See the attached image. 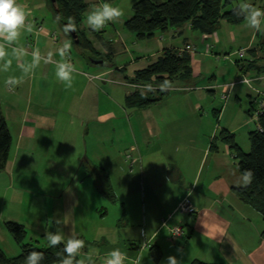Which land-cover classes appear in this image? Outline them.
<instances>
[{"label":"crops","instance_id":"obj_1","mask_svg":"<svg viewBox=\"0 0 264 264\" xmlns=\"http://www.w3.org/2000/svg\"><path fill=\"white\" fill-rule=\"evenodd\" d=\"M18 3L30 13L32 31L22 32L14 45L24 48L26 55L17 58L9 47L8 56L0 59V65L9 62L7 71L0 70V107L11 133L8 159L0 169V236L9 237L6 223L14 221L24 226L26 242L47 246L46 233L59 228L66 236L84 239L78 257L82 262L81 254L85 256L86 264L89 256L102 264L114 248L127 254L126 264H135L140 257L142 264H165L169 256H176L179 264L194 259L264 264V218L236 194L235 188L247 184L234 170L235 165L238 168L235 151L219 138L221 131L233 133L246 123L243 116L238 127L219 123L228 104L241 101V85L253 92L247 93L248 115L257 91H264V69H243L248 60L263 55L264 32L251 28L246 19L238 24L221 20L211 34L187 22L139 39L121 25L112 37L101 38L110 42L111 54L121 53L128 62L88 63L76 52L54 12L44 13L46 0ZM258 3L264 5V0ZM80 29L99 52L110 55L96 33ZM65 41L72 46L64 59L78 69L70 88L55 77ZM169 48L190 54L191 73L168 85H155L165 90L157 100L127 107L126 97L142 85L132 80L135 71ZM34 51L42 60L25 74L18 65L31 63ZM10 76L20 83L7 84ZM242 76L250 82H239ZM226 93L234 95L227 104L228 96L222 98ZM89 179L94 180L95 191L108 197L105 190L110 188L114 198L109 200L121 202V217L114 224L102 223L91 238L84 231L90 210ZM184 197L194 213L176 211ZM96 207L92 205L93 212ZM99 215L105 216V211ZM173 224L183 226L179 249L169 236ZM1 240L5 239H0L3 251L15 256ZM153 245L163 252L159 263L152 260Z\"/></svg>","mask_w":264,"mask_h":264},{"label":"trees","instance_id":"obj_2","mask_svg":"<svg viewBox=\"0 0 264 264\" xmlns=\"http://www.w3.org/2000/svg\"><path fill=\"white\" fill-rule=\"evenodd\" d=\"M58 9L53 6L52 0H46L58 21L65 29V24L71 20L75 24L78 42L71 38L72 44L88 63L95 60H103L106 63L108 54L105 55L94 47L85 31L79 28L82 14L86 8L84 0H55ZM232 0H138L133 5V15L128 18L124 25L127 30L135 33L139 39L149 38L156 32H165L169 28H178L187 22H191L193 29L205 33H213L221 20L231 24H238L245 20L239 13L238 5L232 6ZM100 39L103 47L113 53L109 41H102L100 32L93 31ZM110 60V59H109ZM191 73L190 54L186 51L178 52L175 49H166L153 62L144 69L135 71L132 80L150 86L168 85L172 80L181 75ZM137 87L126 97L127 107H141L157 100L164 89H142ZM157 97V98H156ZM253 104V103H252ZM254 105L252 106V109ZM251 109L249 110V113ZM258 123L261 129L255 128L249 132L250 150L244 152L234 140V134L223 130L219 138L228 143L235 151L239 172L252 174L251 182L244 187L235 188L238 197L245 203L250 204L264 218V111L259 115ZM11 144V133L6 120L2 116L0 107V169L4 168L8 159ZM110 199L114 198L110 188L105 190ZM7 230L12 234L16 242L21 243L25 237V228L22 224L14 221L6 223ZM264 234V231H263ZM63 245L56 248L36 247L28 242L21 244V252L15 256H8L0 246V264H25V258L32 251L42 252L45 260L43 264L59 263L61 255L58 253ZM151 257L154 263L161 261L163 252L158 245L150 247ZM79 261V257H77ZM190 264H224L208 263L194 259Z\"/></svg>","mask_w":264,"mask_h":264},{"label":"clouds","instance_id":"obj_3","mask_svg":"<svg viewBox=\"0 0 264 264\" xmlns=\"http://www.w3.org/2000/svg\"><path fill=\"white\" fill-rule=\"evenodd\" d=\"M238 11L244 16L247 24L257 30L264 32V8L253 6L248 0H241L238 4ZM30 13L18 0H0V59L8 56V48L11 47L12 54L17 57L26 55L22 47H16L21 39L22 32L32 31V26L28 23ZM124 15L123 10L110 0L102 2L93 7L86 15V24L93 31H100L109 22L115 23ZM65 32L75 31V24L70 20L65 27ZM71 42L65 41L59 49V55L62 58L55 65V77L64 83L66 87H72L74 74L78 71L77 67L70 61L64 59L71 49ZM42 57L38 51L32 53V61L29 64H20L18 67L23 73L29 74L40 64ZM9 62L0 65V70L7 71ZM6 83L16 85L20 83L16 77H8ZM252 174L245 172L242 175V181L246 185L251 182ZM59 224V221H57ZM47 246L56 248L63 245L58 253L61 255L60 264H82L77 260L81 250L85 247L84 239L75 235L66 236L63 230L48 231L46 233ZM45 257L42 252L32 251L25 258V264H43ZM127 254L119 248L112 249L106 256L104 264H126ZM143 257L137 258L135 264H142ZM89 264H95L91 256L88 257ZM165 264H179L176 256H169Z\"/></svg>","mask_w":264,"mask_h":264},{"label":"rangeland","instance_id":"obj_4","mask_svg":"<svg viewBox=\"0 0 264 264\" xmlns=\"http://www.w3.org/2000/svg\"><path fill=\"white\" fill-rule=\"evenodd\" d=\"M136 1H138V0H110L111 3H113L115 6L121 8L123 10L124 15L115 23L109 22L103 29H101L98 32H100V34L103 35L104 37H112L111 35L112 34L114 35V29L119 28L121 25H124V22L133 15V5L135 4ZM249 1L255 2L256 7L260 6V8H264V5H262V4L259 5V3H258L259 0H248V2ZM84 2L86 3V8L82 14V19L79 23V28L86 27V30H88V28H90V26H88L86 24V15L93 7L99 5L102 2V0H84ZM240 2H241V0H233V3L231 5L235 6V5H238ZM43 10H44L45 14H48V16H51V14H53L52 13L53 10L51 9V7L49 5L47 7H45ZM91 33L93 34V32H91ZM117 46H118V44H117ZM73 47H74V49H76L74 45H73ZM190 49H191V46H190ZM105 51H107V50H105ZM76 52L78 54H80L78 51H76ZM241 52L243 53V51H241ZM124 56H127V55H124ZM106 61H107L106 63H111V64L113 63L112 65L116 66L119 63H122V64L127 63L128 58L127 57L124 58L121 55V53L119 55L117 53V54L108 55V59H106ZM258 63L260 65L262 64L261 65L262 67L259 66ZM263 64H264V52H263L262 56H258V57L255 56V58L253 57L252 59L248 60L247 67L243 68V69H245V71H249L252 68H255L256 72H261L262 69H264ZM108 77H110V76L108 75ZM249 91L251 93H253L251 90H249L247 88L246 85H241V90L239 92V96L241 98V101L233 99V102L231 104L230 103L228 104L229 108L225 109V111L222 112V115H221V118L219 121L220 126H224V124L226 123L225 125L227 127H238L239 126V119L241 116H243V121H246V123L244 125L240 126V128L237 129V131L233 132V133H234V135H236V140L240 143L239 146L242 148V150L244 152H248L250 150V141H249V137H248V132H249V130L256 128V121L253 119L252 115H250V114L248 115V113L246 112V109L249 105L248 104L249 101H248V97H247V93ZM230 97H231V99H232V97H234L233 93H231V95L230 94L228 95V99H227L226 104L229 102ZM231 108H232V110H231ZM234 138H235V136H234ZM213 141L214 142L218 141V138L214 139ZM123 156L125 157L126 153H125V155H121L122 158H124ZM233 161H235V159H233ZM124 167H125V170H128V164H125ZM234 170L236 173L239 174V176H241L240 178H242V175L239 173L236 165L234 166ZM86 184L88 186L86 189L90 192L89 202L93 203L92 205H94V207L97 206L96 209H94V211H96V212H93L92 205L89 203L88 206L90 207L91 211L90 210L87 211L86 215H85V219L88 222L86 223V221H85V223H84L85 224V230L84 231H85V234L91 238V237H95L94 233H96L97 227L101 226L102 223L109 224L110 222H112L114 224V221L121 217V211L119 209L121 202H119V201L111 202L107 196H104V195L98 193V191H95L94 190L95 189L94 180L91 181L89 179ZM56 188H58L57 185H56ZM129 200L130 199L127 198L128 202H129ZM97 210H99V211H97ZM104 211H105V216L99 215L101 212L104 213ZM179 215H180L179 213H176L174 219L177 220ZM102 217L104 220L98 219V218H102ZM121 221H123V220H121ZM102 227L104 228V226H102ZM2 230L4 231V233L6 235L5 229H2ZM105 230L106 229L104 228V231ZM101 232L99 234H101ZM8 234H9L8 238H6L5 236H2V235L0 236V239H5V241L1 240V244L3 245V248L8 253H10L11 255H17L18 253L21 252V244L25 243L27 240L24 237L22 239L21 243L18 245L16 243V241L13 240V238L9 232H8ZM181 243H182V240L181 241L178 240L176 242V246L178 249L181 247ZM32 244L36 247H37V245H39L38 247H45V246H43L45 244H42V242H40V243H36V242L34 243L33 242ZM81 257H82V264H86V262H85L86 257L83 256L82 254H81ZM93 260H94L95 264H97V259H93ZM206 262L213 263V261H210V262L206 261ZM87 264H89V263H87Z\"/></svg>","mask_w":264,"mask_h":264},{"label":"built area","instance_id":"obj_5","mask_svg":"<svg viewBox=\"0 0 264 264\" xmlns=\"http://www.w3.org/2000/svg\"><path fill=\"white\" fill-rule=\"evenodd\" d=\"M29 22V20H28ZM39 29L41 28L40 26L38 27ZM54 36V35H53ZM186 49H190V45L186 46ZM240 54L242 55L243 53L240 52ZM239 82H246L249 83L250 79L242 76L239 79ZM139 87L141 88H145V89H149V88H155V86H150V85H139ZM257 99H256V104L254 106V108L251 110L250 115H252L253 119L256 121V128L261 129L260 125L258 123V119H259V115L264 111V92L262 91H257ZM227 93L224 94L222 96L223 100L227 99ZM177 212L180 213H186V214H192L194 213V207L191 205L188 197H184L178 204ZM172 218V215L168 216V218L163 220V224H166L170 219ZM170 239L172 241H178V240H182V238L184 237V231H183V226H181L180 224H173L170 227ZM143 246H146V244L144 243ZM104 264V262L102 263Z\"/></svg>","mask_w":264,"mask_h":264},{"label":"water","instance_id":"obj_6","mask_svg":"<svg viewBox=\"0 0 264 264\" xmlns=\"http://www.w3.org/2000/svg\"><path fill=\"white\" fill-rule=\"evenodd\" d=\"M52 3H53V6L54 8L57 10L58 7H57V4H56V1L55 0H52ZM68 25V23L65 24V26ZM69 35L71 36V38H73V40L75 41V43L78 42V35H77V32L76 30L75 31H72V32H68ZM95 62H102V60H95Z\"/></svg>","mask_w":264,"mask_h":264}]
</instances>
